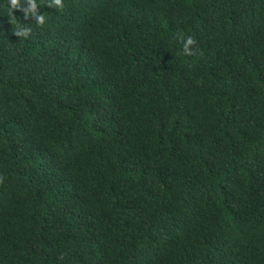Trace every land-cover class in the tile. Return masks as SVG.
Wrapping results in <instances>:
<instances>
[{
    "label": "trees",
    "instance_id": "obj_1",
    "mask_svg": "<svg viewBox=\"0 0 264 264\" xmlns=\"http://www.w3.org/2000/svg\"><path fill=\"white\" fill-rule=\"evenodd\" d=\"M39 10L0 0V264H264V0Z\"/></svg>",
    "mask_w": 264,
    "mask_h": 264
},
{
    "label": "clouds",
    "instance_id": "obj_2",
    "mask_svg": "<svg viewBox=\"0 0 264 264\" xmlns=\"http://www.w3.org/2000/svg\"><path fill=\"white\" fill-rule=\"evenodd\" d=\"M41 0H8V11L9 17L11 19L14 15L15 9H21L23 13V18L27 20L29 16L35 18L38 25H43L45 22L44 13L40 12ZM47 5L49 7H56L59 9L62 6V0H47ZM31 32V27L27 24H19L16 26L15 34L18 36L27 37ZM175 38L182 42V48L185 54H191V46L196 43L195 39L191 35L185 36L183 33H176Z\"/></svg>",
    "mask_w": 264,
    "mask_h": 264
}]
</instances>
